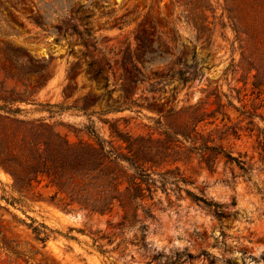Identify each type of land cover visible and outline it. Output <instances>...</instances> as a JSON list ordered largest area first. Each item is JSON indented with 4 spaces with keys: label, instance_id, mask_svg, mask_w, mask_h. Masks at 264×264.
<instances>
[{
    "label": "rangeland",
    "instance_id": "374dc122",
    "mask_svg": "<svg viewBox=\"0 0 264 264\" xmlns=\"http://www.w3.org/2000/svg\"><path fill=\"white\" fill-rule=\"evenodd\" d=\"M247 3L254 12L244 10ZM229 6L241 17L238 36ZM203 7L208 28L199 32L194 21ZM263 18L257 0H0V41L9 51V44L22 47L19 64L36 71L6 85L24 90L27 83L38 103L64 106L51 112L20 103L25 122L0 120V163L29 153L37 120L88 140V125L110 138L105 119L155 138L202 119L195 144L178 136L179 145L196 148L192 159L170 166L186 181L154 175L152 196L139 202L137 217L129 206L128 221L119 204L106 214L66 211L46 177L19 190L0 165V264H264ZM137 48L142 62L128 55ZM14 63L3 67L14 72ZM156 70L175 78L156 83ZM204 139L231 158L222 153L209 167Z\"/></svg>",
    "mask_w": 264,
    "mask_h": 264
},
{
    "label": "trees",
    "instance_id": "16d2710c",
    "mask_svg": "<svg viewBox=\"0 0 264 264\" xmlns=\"http://www.w3.org/2000/svg\"><path fill=\"white\" fill-rule=\"evenodd\" d=\"M257 1L264 3V0ZM253 7L247 3L244 10L249 13L254 12ZM206 9L203 7V10L198 13L199 18L194 21V26L199 32H204L208 28L209 16L205 14ZM226 10L232 28L238 36L241 32V17L234 7L229 6ZM261 25L262 28L257 31V36L264 43V18L261 20ZM142 37L143 40H147L146 36ZM237 39L242 41L240 37ZM5 46L7 44L0 41V69L4 68L3 64L6 60L12 58L15 61L12 67L15 71L12 72L4 68L5 78L0 79V120L25 122V119L17 117L19 113L26 111L25 108L19 106L20 103L39 104L49 108L51 112V109L55 107L64 108L60 104H43L35 101L32 98L34 90L30 89L27 83H24L26 86L24 90H17L15 87L9 88L6 85L7 79H29L31 74H35L31 72L36 71L19 64L18 61L24 58L22 47H14L9 44L8 46L11 48L9 51L4 48ZM128 55L137 62L143 60L142 51L138 48L129 52ZM135 69L141 71L138 65H135ZM250 72L251 68L248 73ZM98 73H104L102 66ZM258 73L254 75V86L261 84L257 82ZM153 77L157 80L156 83L175 78L171 73H159L157 70L154 71ZM102 78L107 80V77L101 75ZM165 84L160 87V90L165 89ZM151 86L153 87L152 91L156 89L154 83H151ZM131 101L134 102L135 99ZM69 108L72 107L66 106V109ZM79 109L87 111V107H79ZM112 110L107 109L108 112ZM201 120H197L191 129L165 130L164 137L155 138L133 135L129 131L121 129L115 122L105 119L104 122L109 124L110 138H104L96 132L93 125H88L87 131L93 136V139L88 140L79 138L78 134H76V140H71L67 134L56 130L53 124L37 120L39 133L25 143L29 153H23L24 156L10 153L6 161L0 165L12 174L14 187L19 190L30 188L35 181H39L41 176L46 177L48 184L54 186L56 192L64 196L63 209L66 211L80 209L90 213L106 214L119 204L126 211L124 218L128 221L130 220L129 206L133 208V217H137L138 207L141 205L139 202L152 196L156 183L154 175L164 180L172 177L175 183L186 181L179 166L176 165L174 168L170 166L179 161L192 159V151L196 148L179 145L178 136L180 135L195 144L197 140L192 136L199 134L197 125ZM210 142V139H204L201 150L204 151L203 156L207 158L204 160L209 167H212L215 158L222 153L231 158L230 155L224 153L221 147L209 145ZM188 193L196 199L199 198L190 191ZM144 211L148 216H152L151 210L144 208ZM41 227L49 229L44 224H41ZM33 230L39 240H47V235L41 236L43 231L39 227H34Z\"/></svg>",
    "mask_w": 264,
    "mask_h": 264
}]
</instances>
